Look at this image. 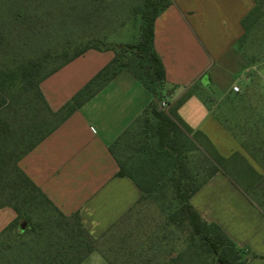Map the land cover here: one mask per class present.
Here are the masks:
<instances>
[{
	"label": "crops",
	"instance_id": "crops-1",
	"mask_svg": "<svg viewBox=\"0 0 264 264\" xmlns=\"http://www.w3.org/2000/svg\"><path fill=\"white\" fill-rule=\"evenodd\" d=\"M254 6L255 0H171L155 20L154 48L168 92L162 100L167 105L159 101V107L169 112L181 101L179 117L224 158L191 204L252 255L248 264H264V213L233 186L229 173L237 171L250 185L264 180V60L251 61L253 50L238 47ZM113 57L111 49L92 48L43 79L40 89L50 108L59 110ZM195 85L198 91L190 92ZM154 100L122 69L18 165L64 214L79 212L84 227L99 237L142 194L133 178L118 175L110 147ZM16 217L12 207H0V232Z\"/></svg>",
	"mask_w": 264,
	"mask_h": 264
},
{
	"label": "rangeland",
	"instance_id": "rangeland-1",
	"mask_svg": "<svg viewBox=\"0 0 264 264\" xmlns=\"http://www.w3.org/2000/svg\"><path fill=\"white\" fill-rule=\"evenodd\" d=\"M143 3L144 0H0V71L9 75L21 60L50 53L44 73L60 63L63 50L72 53L87 43L102 48L134 43L140 36ZM255 7L254 17L246 21L251 34L247 46L253 50L251 61H263L264 0H255ZM260 69L264 71V65ZM197 85L190 92L198 91ZM167 96L165 90L163 98ZM9 99L10 104L3 109L7 114L2 117L3 126L9 141L15 128L24 133L22 139H12L23 148L45 132L50 117L33 93L18 94L15 89ZM17 152H10L11 157ZM189 160V166L197 170L199 157L194 155ZM165 162L159 159L158 167L143 168L146 197L96 244L75 230L72 219L41 202L34 207L35 229L23 226L21 234L11 229L0 236V264H163L172 257L178 258L176 264H199L206 260L188 240L187 230L180 231L167 222L176 202L172 189L163 185L167 176ZM5 163L0 164V199L14 203L17 186L12 163ZM229 173L233 186L264 213V199L253 187L261 182L256 180L250 185L237 171Z\"/></svg>",
	"mask_w": 264,
	"mask_h": 264
},
{
	"label": "trees",
	"instance_id": "trees-1",
	"mask_svg": "<svg viewBox=\"0 0 264 264\" xmlns=\"http://www.w3.org/2000/svg\"><path fill=\"white\" fill-rule=\"evenodd\" d=\"M170 4L171 0H144L140 14L142 21L140 36L134 43H119L106 48L97 46L96 43L93 45L87 43L76 48L72 53L63 50L60 63L44 73L42 70L51 57L50 53H46L42 57L21 60L10 70L9 75L0 71V164L3 161L6 162V165L12 163L15 179L13 182L17 186L14 203L0 199V207L10 206L17 213L15 220L0 232V236L11 229H17L18 233L21 234L24 231L23 226L29 230L35 229L32 224L34 207L38 203L45 202L59 215L72 219L75 230L84 235L89 242L96 244L105 233L112 230L125 215L146 197V189L142 184L145 174L143 168L154 165L158 167V160L163 159L166 161V173L164 175H167L164 177L163 185L164 188L169 186L172 189L173 200L176 202L175 208L166 217L167 222L180 231H188V240L196 247L198 255L206 258L199 264H248L252 255H247L241 250L217 223L207 221L190 202L191 196L220 170L224 158L218 154L216 149L208 145L207 141H202L203 134L201 132L193 131L179 117L177 107L181 101L169 112L158 105V102L164 99L166 70L161 57L154 48V23L157 16ZM255 9L256 7L243 21L245 34L238 42V47L241 49L244 47L246 50L251 49L247 46L251 34L246 21L254 17ZM92 48L111 49L114 51V57L65 105L59 110L53 111L42 94L40 83L59 68ZM252 53L248 54L250 60L254 57ZM122 69L132 72L156 98L146 107L135 125L127 129L110 147L119 162L118 175H129L133 178L141 188L142 194L139 200L101 236L94 237L84 227L79 212L70 215L64 214L19 167L18 161ZM15 89L18 94L33 93L39 98L44 110L50 117V122L46 123L48 125L45 132L33 143L23 148H19L21 145L18 144L17 146L12 139L20 140L24 137V133L17 132L15 128L11 132L12 138L9 141L6 127L3 126L2 122L7 116L3 109L10 104V94ZM18 148L20 150L17 152ZM10 152L17 153L11 157L12 153ZM194 155L199 157L200 161L197 170L189 166V158L194 157ZM10 158L12 162L8 160ZM259 181L261 183L253 187L256 190H262L263 195L260 197L264 199V180ZM24 206L26 209H23ZM19 219H23V222L19 223ZM177 260L178 258L174 257L166 258L163 264H176ZM79 261H82V258ZM108 263L114 264L112 261H108Z\"/></svg>",
	"mask_w": 264,
	"mask_h": 264
},
{
	"label": "built area",
	"instance_id": "built-area-1",
	"mask_svg": "<svg viewBox=\"0 0 264 264\" xmlns=\"http://www.w3.org/2000/svg\"><path fill=\"white\" fill-rule=\"evenodd\" d=\"M233 90L236 91V92H239L240 91L239 85L234 84L233 85ZM161 105H162V107L166 106L167 105L166 101H162Z\"/></svg>",
	"mask_w": 264,
	"mask_h": 264
}]
</instances>
